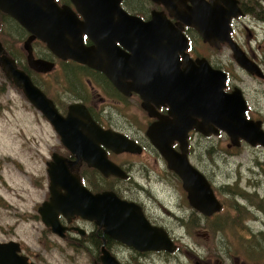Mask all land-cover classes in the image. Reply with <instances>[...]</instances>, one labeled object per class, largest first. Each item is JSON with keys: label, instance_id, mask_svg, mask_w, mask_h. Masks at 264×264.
Returning a JSON list of instances; mask_svg holds the SVG:
<instances>
[{"label": "water", "instance_id": "95a60500", "mask_svg": "<svg viewBox=\"0 0 264 264\" xmlns=\"http://www.w3.org/2000/svg\"><path fill=\"white\" fill-rule=\"evenodd\" d=\"M71 1L81 11L84 20L79 21L69 7L58 6L54 0H0V10L29 33L23 42L28 67L36 73H48L55 66L52 60L34 56L32 42L38 39L58 59H70L103 72L117 87L121 84L119 75L130 77L135 85L131 84V87L144 99L142 106L149 115L154 114L147 104L148 100L159 99L168 103L173 118L167 119L157 114L159 122L150 125L145 134L165 160L168 169L180 179L189 205L204 216L219 212L222 204L211 184L188 161L187 136L192 129L204 136L223 131L231 145L238 146L240 140H243L251 146L264 147V130L260 121L246 118L247 104L242 92L238 88L231 93L224 92L225 73L211 69L207 63L185 60L180 69L177 53H182V48H179L182 34L163 19L154 17L143 23L136 18L127 24V27H132L129 35L133 37L124 44L130 51L128 54L119 49L116 42L121 41L120 36L129 30L120 32L112 21L95 24L99 18L92 15L102 11V20L107 19L106 13L109 12L113 13V21L118 13L127 18L119 6L120 0ZM153 1L162 3L172 16L175 15L172 13L175 10L172 0ZM175 17L180 18L177 15ZM90 21L93 23L90 24ZM193 25L203 40L210 44L221 37V34L215 32L208 33L206 25ZM102 27L106 29L102 30ZM83 34L92 39L93 45L83 44ZM143 35L150 38L147 44L141 39H135ZM221 39L223 41L226 38ZM231 48L234 60L241 68L251 75L263 76L260 68L240 48L236 45ZM0 69L5 78L53 126L76 160H84L105 176L126 178V174L106 159L104 154L100 156L98 149L104 142L107 148L115 152L138 153L140 147L133 140L121 133L102 130L83 105H70L66 116H62L52 100L7 54L1 41ZM136 84L145 87L139 89ZM174 141L179 143L178 151L172 147ZM54 160L48 167L50 202L39 209L42 214L45 210H51L52 215L47 218L43 216L42 220L52 231L62 234L64 230L56 222L55 215L59 211L68 217L79 215L92 220L103 227L106 234L137 250L175 251L176 245L168 233L160 226L151 225L139 205L121 200L112 191L91 193L80 184L77 176L68 172L63 161L58 158ZM19 252V243L0 242V264H34L28 263ZM100 260L101 264H121L103 245Z\"/></svg>", "mask_w": 264, "mask_h": 264}, {"label": "rangeland", "instance_id": "374dc122", "mask_svg": "<svg viewBox=\"0 0 264 264\" xmlns=\"http://www.w3.org/2000/svg\"><path fill=\"white\" fill-rule=\"evenodd\" d=\"M25 38V31L17 23L3 21L0 39L26 67ZM240 38L245 39V35ZM32 48L34 56L56 64L49 73L29 70L44 91L54 96L61 94L65 102L72 101L76 93L90 95L95 101L103 98L98 105L106 121L150 144L144 128L138 129L135 124L142 118L141 112L132 105L115 104L114 97L104 93L96 81L98 73L64 64L40 41L34 42ZM216 57L245 91L252 118L264 115L261 77L241 68L226 49L218 51ZM68 72L73 73L72 81ZM87 76L92 77V85L86 82ZM191 144L189 162L208 178L223 209L210 217L194 210L180 179L151 144L143 154L122 155L119 160L132 164V178H122L117 184L126 196L144 204L147 217L168 232L178 250L138 256L119 247L118 259L124 264H195L197 257L209 264H264V147L244 141L231 145L225 132L209 137L197 132ZM54 145L56 136L49 123L0 69V241H21L36 264H91L84 254L77 256L70 246L46 230L35 216L36 204L46 188L48 148Z\"/></svg>", "mask_w": 264, "mask_h": 264}, {"label": "flooded vegetation", "instance_id": "af4514ba", "mask_svg": "<svg viewBox=\"0 0 264 264\" xmlns=\"http://www.w3.org/2000/svg\"><path fill=\"white\" fill-rule=\"evenodd\" d=\"M58 6H67L69 7L76 18L79 21L84 20V17L81 11L77 10L76 6L71 0H54ZM173 7L175 10L172 12L175 15H171L167 8L162 3H156L153 0H120L119 6L123 10L124 14L127 18H124L121 14L115 15L113 21V13L109 12L106 20H102V11L98 13L94 12L92 15L94 17H98L99 20L94 22L95 24L102 25V22L110 23L111 21L115 23V27L120 31L129 30L128 33L121 35V41H117L116 45L122 51L130 54V51L125 47L126 43L133 39L130 36V31H132V27H127V24H131L132 21L136 18L140 19L143 23H147L151 21L154 17H159L167 22L169 25H172L174 28L179 29L182 34L180 38L179 48H182V53H177V58L179 62V68L182 69L185 63V60H191L195 63L201 61L202 63H207L211 69L220 70L226 75L225 79V87L224 92L231 93L235 88H238L242 92V96L246 100L247 109L245 111V116L248 119L258 120L261 123V127L264 130V115L261 117L253 119L250 115L251 105L245 95V91L238 86L237 82L234 78H230L228 70L222 67L218 62V58L216 54L221 50L230 51L231 57H233L232 46H237L240 48L245 56L252 62H254L261 70L263 76L261 80L264 81V0H172ZM104 15V14H103ZM179 16L180 18H176L175 16ZM9 18L14 20L8 14L2 12L0 10V19L2 17ZM93 17V18H94ZM15 21V20H14ZM16 22V21H15ZM93 23V21H90ZM17 23V22H16ZM18 24V23H17ZM193 24L203 25L209 29L208 33H217L221 34V37H218L216 41H213L214 44H210L207 41H204L198 30L194 27ZM19 25V24H18ZM20 26V25H19ZM104 26V24H103ZM101 27V26H100ZM20 29H23L26 33V37L29 35L28 32L20 26ZM105 27H102V30H105ZM244 34L245 39L240 38V35ZM259 34H263L262 37H258ZM221 38H226L222 39ZM135 39L138 41L139 39L143 40L145 44H147L150 38L147 35H143L141 37L136 36ZM155 39V38H154ZM165 39V38H158ZM254 42V46H252V42ZM39 40H34L32 44ZM82 42L85 46L93 45L92 39H90L86 34L82 35ZM126 42V43H125ZM125 44V45H124ZM216 44V45H215ZM201 48V50L199 49ZM258 52V53H257ZM55 59H58L54 54L49 52ZM257 53V54H256ZM186 59H184V57ZM36 57V56H35ZM42 58V57H38ZM47 59V58H43ZM50 60V59H47ZM64 64L69 65L72 63L73 65L79 66L87 71H94L99 74V78H95L99 85L102 87L104 93L108 96L114 97V103L120 106L132 105L136 111L141 112L142 118L140 121H136L138 129L144 128L145 133L147 128L159 122V118L157 116L160 115L167 119H172V115L170 114L171 107L168 103L162 102L159 99L148 100V106L151 108V112L154 114L149 115L148 111L142 106L144 99L141 98L140 94L133 90L131 84H133L130 77L123 78L121 75L118 76V79L121 81L119 87H117L110 78H108L103 72L92 69L87 65L78 63L73 60H61ZM235 61V60H234ZM236 62V61H235ZM55 63V61H54ZM56 65V64H55ZM26 68L29 71H32L28 65L26 64ZM34 72V71H33ZM76 76V75H75ZM140 78L139 76H136ZM142 78V77H141ZM144 78V77H143ZM67 79V78H66ZM70 81L74 78H68ZM86 82L92 85V77L87 76ZM134 85V84H133ZM135 86V85H134ZM38 87L44 92V94L52 100L57 111L62 115L66 116L69 106L72 104H80L83 105L92 118V120L102 129V130H111L113 132L121 133L126 135L129 139H132L139 147L140 151L138 153H131L128 151L123 152H115L114 150L107 148L105 143L102 142L99 145V154L100 156L106 157L109 161H111L114 165L118 166L125 174L126 181L131 180L132 175L130 171H132L131 162H127L126 160H119L118 158L122 155L134 156L145 153L148 150V147H153L150 142L149 145L144 144L141 140L133 138L129 136L128 131L114 126L112 123L106 121L104 119L103 109L99 107L98 100L95 101L92 96H80L76 93V97L72 101H62L61 94L54 96L42 89L40 84ZM136 87L139 89H143L144 85L136 84ZM102 104H105L102 103ZM261 113V112H260ZM42 115V114H41ZM43 116V115H42ZM44 117V116H43ZM45 118V117H44ZM46 119V118H45ZM47 121V119H46ZM48 122V121H47ZM49 123V122H48ZM51 128L53 129L56 136V145L52 146V148H48V157L45 161L46 165V188L43 193L42 199L36 204L35 207V216L39 220L40 224H43L44 228L51 232L53 235L58 237L60 241H64L66 246H70L72 248V252L79 256L85 255L89 258V263L91 264H101L100 255L102 254V245L108 250L121 264L122 263L118 257L117 252L120 249L119 247H125L138 256L147 255L149 253H157L162 251H140L132 246H128L121 241L114 239L104 232L103 227H99L95 224L94 221L83 218L79 215H70L65 216L62 212L57 211L55 218L56 222L64 228L62 234H58L49 226H46L42 220L44 217H50L52 212L44 211V213H40L39 209L42 208L44 204L50 202V176L48 172V167L50 163L55 162V158H58L59 161H63L65 167L71 175L77 176L79 178L80 184L85 187L91 193H101L104 191H112L118 198L125 201L134 202L140 206L142 213L145 218L151 225L160 226L154 223V220L151 221L148 215L144 204L140 201H137L136 198L129 197L125 195V190L122 189L116 181H121L119 177L114 175L105 176L99 169L94 166L88 165L84 160H76V156L63 144L59 134L54 130L53 126L49 123ZM197 132L193 129L188 132L187 142H188V160L190 159L191 154V141L192 137ZM146 135V134H145ZM209 137V136H206ZM148 138V137H147ZM172 147L178 151L179 143L174 141ZM76 161V162H75ZM190 161V160H189ZM192 164V163H191ZM193 165V164H192ZM194 166V165H193ZM195 167V166H194ZM174 173V172H173ZM176 175V174H175ZM177 176V175H176ZM178 177V176H177ZM111 183L110 184H108ZM223 209V208H222ZM162 227V226H161ZM8 241L18 242L20 244V255L25 256L27 262L36 264L31 255L25 252L23 248V244L21 241H16L10 239ZM8 241H0V242H8ZM199 261V262H197ZM197 263L200 264H209V261H206L202 258L196 259Z\"/></svg>", "mask_w": 264, "mask_h": 264}, {"label": "trees", "instance_id": "16d2710c", "mask_svg": "<svg viewBox=\"0 0 264 264\" xmlns=\"http://www.w3.org/2000/svg\"><path fill=\"white\" fill-rule=\"evenodd\" d=\"M7 21V20H11V19H9V18H6V17H2L1 19H0V31H1V27H2V24H3V21ZM12 22H15L14 20H11ZM16 23V22H15ZM0 41L2 42V44H3V41L0 39ZM3 46H4V48H5V50L7 51V53L10 55V56H12L15 60H16V62H17V64H18V66L20 67V68H22L27 74H29L30 75V73H29V71L27 70V68L24 66V65H21L20 63H19V61H17V59L7 50V48L5 47V45L3 44ZM81 68V67H80ZM31 76V75H30ZM73 76V73L72 72H68V77L69 78H71ZM32 78V77H31ZM32 80H33V78H32ZM33 82L36 84V85H38V83L36 82V81H34L33 80Z\"/></svg>", "mask_w": 264, "mask_h": 264}]
</instances>
